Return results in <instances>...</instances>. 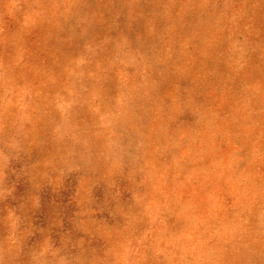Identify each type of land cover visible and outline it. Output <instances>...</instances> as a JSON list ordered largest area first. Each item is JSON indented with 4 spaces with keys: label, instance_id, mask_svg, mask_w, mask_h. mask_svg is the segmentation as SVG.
<instances>
[{
    "label": "rangeland",
    "instance_id": "1",
    "mask_svg": "<svg viewBox=\"0 0 264 264\" xmlns=\"http://www.w3.org/2000/svg\"><path fill=\"white\" fill-rule=\"evenodd\" d=\"M0 264H264V0H0Z\"/></svg>",
    "mask_w": 264,
    "mask_h": 264
}]
</instances>
